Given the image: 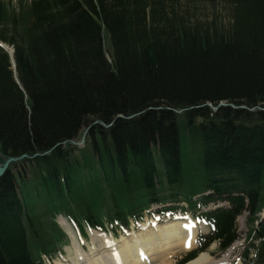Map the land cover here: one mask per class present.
Listing matches in <instances>:
<instances>
[{"label":"trees","instance_id":"obj_1","mask_svg":"<svg viewBox=\"0 0 264 264\" xmlns=\"http://www.w3.org/2000/svg\"><path fill=\"white\" fill-rule=\"evenodd\" d=\"M1 42L14 48L11 59L0 46L1 159L28 157L22 196L18 173L0 177V264H43L62 242L56 213L128 223L151 202L194 208L210 189L232 204L208 213L220 247L237 238V214L254 222L264 0H0ZM220 102L248 108L194 107ZM251 231L264 264V222Z\"/></svg>","mask_w":264,"mask_h":264},{"label":"bare ground","instance_id":"obj_2","mask_svg":"<svg viewBox=\"0 0 264 264\" xmlns=\"http://www.w3.org/2000/svg\"><path fill=\"white\" fill-rule=\"evenodd\" d=\"M8 50L11 52V47L6 46ZM213 110H217L216 108H212ZM168 227V228H167ZM167 229L165 232L160 233L159 237L154 242H152V246H148L145 238V241H137L135 246L131 244H124L125 253L120 252L116 246L110 248V246L101 245L99 250L96 252H86L84 249L79 247V244L74 241V253L75 260H73L72 264H177L173 263L172 259H174L175 253L177 251H185L193 247V235L192 232L185 225L182 228L177 223H172L169 226L163 228ZM161 230V229H160ZM163 231V230H161ZM185 231L187 234H185ZM93 238L99 237L97 233H92ZM157 237V236H155ZM124 238V237H123ZM190 239L191 247L186 246ZM126 240V239H125ZM123 240V241H125ZM141 240V239H139ZM156 244V245H155ZM237 245H233L229 249L234 250ZM142 248H146L142 250ZM207 253V252H204ZM144 254V255H143ZM174 255V256H173ZM173 257V258H172ZM72 258V257H71ZM198 258V257H197ZM190 264H230V262L226 261V257L220 258L217 261L207 258V256L202 255L199 259H194L189 262ZM187 263V264H189ZM57 264H63L62 262H58Z\"/></svg>","mask_w":264,"mask_h":264},{"label":"rangeland","instance_id":"obj_3","mask_svg":"<svg viewBox=\"0 0 264 264\" xmlns=\"http://www.w3.org/2000/svg\"><path fill=\"white\" fill-rule=\"evenodd\" d=\"M17 0H13V2L15 3ZM108 38V37H107ZM13 49V48H12ZM225 104H223V105H228L226 102H224ZM200 106V105H199ZM199 106H194V107H196V108H198ZM204 106H209V104H205ZM212 106H214L213 104H212ZM86 131V129H84L83 130V132H82V134H81V136L79 135L77 138H75V139H72L71 141H69V145L71 146V147H75L77 150H79V148H83L84 146H86V143H87V136H88V133H86L85 132ZM1 154V153H0ZM1 157H2V154L0 155ZM7 159V158H6ZM6 159H4V160H2V162H4ZM15 163H17V165H14ZM19 166H21V168L23 167V164H21L20 163V160L19 161H17V162H14V163H11L10 165H9V168L10 169H12V171H14L15 173H18V175H19V170H18V168H19ZM27 167V165L25 164V166L22 168L23 170H25V168ZM27 169V168H26ZM24 174H28L27 173V170H26V173H24ZM26 178V180H29V178L28 177H25ZM17 187H18V190L21 192V189H22V186H21V181H20V179H18V183H17ZM21 195H22V193H20ZM36 197L35 196H33L32 198H31V201H33L32 203L35 205V207H41L42 205H43V203H39V202H37L36 201ZM247 213H244V214H242L239 218H238V220H237V225H238V230H239V233H240V236H241V239L242 240H240V241H238V246H237V249H236V253H235V255L234 256H239V255H242V253L241 252H243V250H244V247H245V245H247V243H248V240L244 243V238L245 237H247V234H248V232H249V225H248V217H247ZM62 221V220H61ZM62 223H63V226H64V229L69 233V235H70V243L69 244H66L65 245V247H64V251H65V255H64V258H65V262H67L68 264H72L71 263V256H73V254H70V252L72 253V241L74 242L75 241V239L73 240V236H74V238H75V235H74V233H73V231H72V229L70 228V226H68L67 225V223L66 222H63L62 221ZM172 223H176V222H172ZM172 223H168V224H165V226H163V227H166V226H169L170 224H172ZM146 224L147 225H149V221L147 220V222H146ZM187 226V228L189 229V225L187 224L186 225ZM162 228V227H161ZM168 228V227H167ZM163 229V228H162ZM161 229V230H162ZM159 231V230H157V231H154L152 228H146V230H142L140 233H138V234H136V236L135 237H132L131 235H129L128 234V236H127V238H119V244H120V246H116L115 244H114V246H116L117 247V249L118 250H120V252H124L125 253V255H127V253L125 252V246H124V244L127 242V244H131L132 246H135V244L137 243V241H145V238L146 239H148V242H147V240H146V243L145 244H148V246L150 247V246H152V245H154V244H152V242H154V239L156 240L158 237H159V235H160V233H162V232H165L167 229H163V231ZM191 230H192V232L194 231L192 228H191ZM72 233V234H71ZM185 234H187L186 233V231H185ZM73 235V236H72ZM133 235H135V233L133 234ZM155 236H157V237H155ZM124 237V236H123ZM126 239V240H125ZM139 239H141V240H139ZM123 240H125V241H123ZM133 240V241H132ZM156 242H159V240H156ZM96 246L98 243L96 242H94L92 239L89 241V243L86 245V248H87V250H88V253L89 252H92L93 251V246L94 245ZM113 244V243H112ZM134 244V245H133ZM156 245V244H155ZM146 248H142V250H145ZM235 250V249H234ZM234 250H231V249H228V251L225 253V255L222 257V258H224V257H226V261L227 262H230V264H232V260H227V258L229 257V255L234 251ZM94 252V251H93ZM122 252V253H123ZM177 252H179V251H177ZM188 251H183V252H179L177 255H176V253H175V255H176V258L177 259H181L182 258V255H185L186 253H187ZM205 254V256H207V258H211V259H213V260H215V261H217L218 259H216L217 258V256H220V255H223V253H220L219 252V250H218V244L217 243H215L214 245H212V247L210 248V251L209 252H207V253H203V254H201L198 258H196V259H199L202 255H204ZM174 256V255H173ZM173 258V257H172ZM177 259H175V256H174V259H172L173 261V263H177ZM195 259V260H196ZM54 264H56V262L54 263ZM64 264V263H63ZM190 264V263H189Z\"/></svg>","mask_w":264,"mask_h":264},{"label":"water","instance_id":"obj_4","mask_svg":"<svg viewBox=\"0 0 264 264\" xmlns=\"http://www.w3.org/2000/svg\"><path fill=\"white\" fill-rule=\"evenodd\" d=\"M221 105H223V103H220L217 107H215L216 109H218ZM244 108H246L245 106H243ZM96 123H101L102 125H106L105 122H99V121H96L94 124ZM93 126V124H91L89 127H87L86 131L87 132L91 127ZM48 151H46L45 153L43 154H39V153H36L35 155H33L32 157H36V156H39V155H44V154H47ZM1 155V154H0ZM28 157L27 154H23L21 156H18V157H8L4 162L1 161V156H0V177L3 176L6 171L8 170L9 168V165L15 161H18L22 158H26Z\"/></svg>","mask_w":264,"mask_h":264},{"label":"snow or ice","instance_id":"obj_5","mask_svg":"<svg viewBox=\"0 0 264 264\" xmlns=\"http://www.w3.org/2000/svg\"><path fill=\"white\" fill-rule=\"evenodd\" d=\"M186 246H188V247H191V242H190V239H189V241H188V243H187V245Z\"/></svg>","mask_w":264,"mask_h":264}]
</instances>
